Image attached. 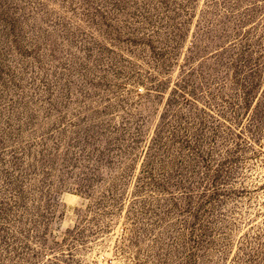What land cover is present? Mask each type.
Wrapping results in <instances>:
<instances>
[{
  "label": "rangeland",
  "instance_id": "obj_1",
  "mask_svg": "<svg viewBox=\"0 0 264 264\" xmlns=\"http://www.w3.org/2000/svg\"><path fill=\"white\" fill-rule=\"evenodd\" d=\"M0 264H264V0H0Z\"/></svg>",
  "mask_w": 264,
  "mask_h": 264
}]
</instances>
